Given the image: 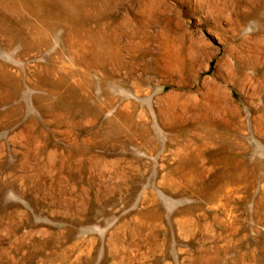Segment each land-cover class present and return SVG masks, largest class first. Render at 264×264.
<instances>
[{
  "label": "rangeland",
  "instance_id": "374dc122",
  "mask_svg": "<svg viewBox=\"0 0 264 264\" xmlns=\"http://www.w3.org/2000/svg\"><path fill=\"white\" fill-rule=\"evenodd\" d=\"M0 264H264V0H0Z\"/></svg>",
  "mask_w": 264,
  "mask_h": 264
},
{
  "label": "bare ground",
  "instance_id": "6f19581e",
  "mask_svg": "<svg viewBox=\"0 0 264 264\" xmlns=\"http://www.w3.org/2000/svg\"><path fill=\"white\" fill-rule=\"evenodd\" d=\"M145 1V0H144ZM38 2V1H37ZM89 5H91L90 3H88ZM103 4V3H102ZM48 11V10H47ZM97 11V10H96ZM70 19V18H69ZM66 20V19H65ZM193 68L190 69V71L192 70ZM217 80H215L214 82H216Z\"/></svg>",
  "mask_w": 264,
  "mask_h": 264
}]
</instances>
